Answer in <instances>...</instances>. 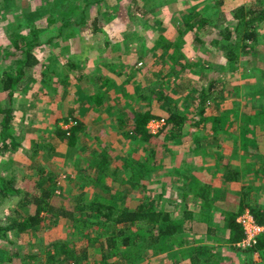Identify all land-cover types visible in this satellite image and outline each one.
<instances>
[{"label":"rangeland","instance_id":"rangeland-1","mask_svg":"<svg viewBox=\"0 0 264 264\" xmlns=\"http://www.w3.org/2000/svg\"><path fill=\"white\" fill-rule=\"evenodd\" d=\"M14 1L15 5H7L0 0V56L8 50L10 42L7 35L13 30L12 27L17 26L19 21L27 22L25 14L44 13L46 6L51 3L54 6L69 2ZM73 2L79 6L75 15L83 7L88 12V24L81 27V37L71 44L69 52L64 51V44L57 40L37 48L39 62L26 69V77L12 93L11 126L20 145L14 148L6 139L0 140V172L12 179L21 191L0 199V221L8 223L11 217L20 215L22 218L35 212V202L24 196L28 192L30 195L40 193L44 187L53 184L57 187L55 185L53 188L52 201L65 207L73 206L77 195L83 191L88 199L94 196L108 197L121 202V206L125 207L158 197V193L162 192L158 197L159 206L163 205L176 215L188 207L194 211V220L186 221L182 233L186 242L183 245H172L163 250L159 248V243H154L139 251L141 239L136 241L131 251L142 254L136 264H190V247L197 244L208 245L216 251L223 264H245L248 260L264 264L263 251L244 250L236 244L228 245L227 227L213 220L210 209L201 210L191 190L196 178L185 174V171H189L187 166L190 158L197 160L200 172L204 170V165L201 166L203 157L208 162L207 168H215L219 181L226 184L219 170H223L221 163L228 161L233 168L245 169L243 177L246 175L244 180L249 192L244 202L264 205V172L254 171L257 175L253 172L264 161V21L255 26L261 40H249L250 44L258 47L248 48L247 52L243 49L236 60H226V49L222 45L235 43L234 38L224 40L223 37L218 43L212 39L219 32L215 26L220 23L230 22L234 26L232 10L239 4L264 6V0H101L100 4L96 0ZM107 5L119 9L118 15L115 14L117 20L106 22L102 31L93 30L92 17L97 9L103 14L107 13ZM191 8L211 16L212 24H206L201 29H186L182 15L191 12ZM161 33L172 41L178 37L184 38L180 45L176 44L173 48L179 51L180 62H186L188 68L183 69V66L175 74L154 79L146 73L143 74L144 82L151 81L162 86L178 109L187 114L188 119L182 133L174 139H163L167 131L160 134L159 141L155 142V155L159 164L152 172L147 171V174L140 170L134 171L133 174L138 172L140 176L135 183L130 169L121 168L119 162L130 159L137 163L146 154L145 146L140 139L127 138L119 131L122 125L118 123V118L123 108L131 112L143 105L134 87L122 81L120 86L116 84L108 88L109 84L104 85V81L108 78L119 83L124 76L126 79L136 77L137 73L140 74V58L148 60L149 54L159 56L158 62H162L168 51L153 49ZM197 34L204 40L202 46L195 40ZM260 42H263L261 47ZM70 60L77 62V66L70 67ZM11 61L10 65L8 61L2 60L0 63L1 107L7 105L8 98L1 75L5 67L13 70L15 64ZM204 88H208L213 96L206 103L208 112L229 111L230 118H225L228 124L226 131L213 130L207 121L195 123L199 95ZM113 90L122 91L118 99L125 98L123 94L127 92L128 102L119 103ZM89 91L103 92L102 104L90 103ZM243 110L256 112V122L261 129L258 145L250 140L244 146L241 144L244 135L239 125ZM68 115H76L74 117L84 123L79 127L77 141L73 145L56 133L57 124L66 129L77 124L76 119L65 121L63 117ZM1 119L0 111V129ZM151 144L147 143V146ZM97 145L107 146L111 153L112 164L104 172L97 163ZM235 145L239 148L234 150ZM114 167H120L116 174L113 173ZM248 168L251 170L247 171ZM214 187L219 185L215 184ZM220 204L225 205V201ZM246 208L250 207H245L242 212ZM72 222V218L64 215L51 220L50 214H47L36 229H10L5 237H0V252H3L0 253V264H46L48 244L57 239L70 240L78 250L88 247V259L83 264H119L121 261L122 264H128L127 255L123 252L101 259L102 244L84 238L82 230L73 226ZM211 227L213 231H210ZM90 229L93 232L97 227L91 226ZM121 246L130 249V246ZM7 253L12 259L6 260ZM217 256L213 261L218 262ZM67 262L59 261L57 264H69Z\"/></svg>","mask_w":264,"mask_h":264},{"label":"trees","instance_id":"trees-1","mask_svg":"<svg viewBox=\"0 0 264 264\" xmlns=\"http://www.w3.org/2000/svg\"><path fill=\"white\" fill-rule=\"evenodd\" d=\"M1 1L7 5H15L14 0ZM94 1L95 0H89V2ZM96 1L100 4L101 0ZM78 8V4L73 2V0H69V2H61L54 6L51 3L49 6H46L44 13L42 11L25 14L27 22L22 23L23 21H19L18 25L13 26V30L7 35L10 45L8 50L0 56V63L2 60L6 62L8 61L7 63L10 65V61L12 60L11 62L14 63L15 66L12 71H10L11 69H8V67L3 68L1 75L2 83L8 92V98L6 99L7 105L3 107L0 106V111L2 113L0 140L6 139L7 142H10L11 147L16 148L20 145L18 136L15 134V130L11 126V120L13 117L11 106L12 93H14L24 77H26V69L39 62L36 53L37 48L57 40L62 41L64 44V51L69 52L70 49H72L71 44L81 37L83 31V28L81 27L88 24L87 10L83 7L79 13L75 15V10ZM107 9V13L104 14L97 9V13L91 20L93 30L102 31L106 22L111 19L117 20L115 14L117 13L118 15L119 9L116 6H108ZM7 10H9V8ZM45 12L48 13L46 14ZM232 15V24L234 26L232 27L230 22L220 23L215 26L219 29V32L212 38L215 43L220 42L223 37L224 40L234 38L235 43H232L229 46L225 43L222 44L226 49L224 51L226 60H236L238 56H240V52H243V49L247 52L248 48L256 46L250 44L249 40H261L257 35L255 26L264 21V6L257 4H239L232 10ZM182 17L186 29L189 30H194V27L201 29L206 24H212L211 22H213L211 16L203 14V12L194 10L193 8H191V12L183 13ZM44 18H46L47 21L44 20ZM183 40V37H178L176 41H172L161 33L155 42V47L153 49L162 52L164 50L168 51L166 54L167 56L164 57L163 61L158 62L159 56L149 54L148 60H142L140 58V74L137 73V76L132 77V79H126L125 76L123 77L122 81L125 82V84L134 87L139 102L143 105L131 110V112H126L124 108H121V114L118 118V123L122 125V128L119 131L127 138L133 137L136 138V140L140 139L145 146L146 154L141 160H138L137 163L130 159H119V163L122 166L121 168H124L125 170L130 169L131 177H133L132 180L135 181V183H137L136 180L137 178H140V176L138 175V172L137 174H133L134 171L140 170L142 173L145 172L147 174V171H149V173L152 172V170L159 164L155 155V142L159 141L160 134L163 133V131H167V134L163 139H174L182 133V129L185 128L187 123V114L182 113L178 109L175 101L167 95V92L163 87L151 81L145 83V76L143 75L148 73L153 76L154 79L175 74V72L183 66H185L183 69L188 68L186 62H180L179 51L176 48H173L176 44L180 45ZM195 40L200 44L204 41L199 34L195 35ZM260 43L261 47L263 42ZM200 46H202V44ZM257 47L258 46L253 48L256 49ZM166 63L168 65H166ZM69 66L75 67L77 66V62L70 60ZM45 75H47V73H45ZM134 75L135 74L132 76ZM104 82V85L109 84L108 88L117 86L108 78L105 79ZM121 86L124 85L122 84ZM112 92L113 94H116L119 103L123 104L124 102H128L129 95L127 96V92L123 94L125 98L121 99L118 98H120L119 92L122 91L113 90ZM89 93H91L89 95L90 103L94 105L102 104L101 98L103 92L89 91ZM212 98L213 96L208 88L202 89L199 95L200 101L197 105L198 108L195 111V123L199 124L207 121L209 124L211 123L210 128L213 130L226 131L228 129V124L225 122V118H230L229 111L221 113L208 112L206 103ZM159 109H163V111H159ZM74 116L68 115L63 118L67 122L76 119V125L66 129L60 124H57L56 129L57 135L66 139L71 145L76 143L78 137L77 132L81 128V125L84 124L83 121ZM160 118H165L164 124L155 132L149 127L148 123L152 119ZM256 119V112L251 113L248 110H243V116L240 122L241 131L255 135L259 130V127L256 126V124L258 125ZM147 143L152 144L149 147L147 146ZM95 148L99 151L97 163L104 172L112 164V161L110 160L111 153L107 146L97 145ZM225 166L226 171H223L224 179L231 180L232 178H235L238 173V171H235L236 168H233L229 163ZM119 168L114 167L113 173L116 174L119 172ZM42 169L43 168H41V170ZM258 170L264 172V161L260 164ZM55 185L56 184L44 187L40 193H32V195H30L31 193L28 192L27 196L24 197L32 199L35 202V212L22 218L19 217L20 215L11 217V220L8 223H2L0 221V237H5L7 232L12 228H18L20 231L29 227L36 229L45 216L50 214L51 220H54L60 215L72 218V225L82 230L84 238L101 243L103 249L101 259L110 257L111 254L117 255L120 252H123L127 255L128 264L131 261L135 263L137 258L141 257L142 254L138 253V251L132 252L131 249L139 239H141V249L139 251L154 243H159V248L164 250L172 245H183L186 242V239L182 235L183 228L186 227V221H193L194 211L185 207L182 209L180 215H176L174 212L166 210L163 205L159 206L158 197L163 194L162 192L158 193V197L149 198L147 200L144 199L134 206L130 205L125 207L121 206V202H117L108 197L94 196L91 199H88L83 191L81 194L77 195L75 199L76 202L73 206L65 207L64 205L56 204L52 201L53 188ZM196 186L197 204H199L200 208H211L213 200L209 196L210 184H207L206 181L202 182L197 179ZM20 191L21 189L13 184L12 179L7 178V175L0 172V199H5L10 195L18 192L20 193ZM249 209H251L256 221L260 224H264V206L260 208L251 207ZM43 212L47 214L45 215ZM238 216L239 214L237 215L235 213L232 215L226 214V227L230 229L227 241L232 242L233 244H236V242L244 236V228L238 221ZM91 226H95L97 229H94L92 232L90 229ZM210 231H213L212 227L210 228ZM74 240L75 239H73V241ZM121 245L125 247L130 246V249L125 247V249H123ZM237 247L240 246L237 245ZM247 249L264 252V231L259 235L258 241L254 245L249 246L244 250ZM0 251L2 250L0 249ZM190 251V264H217L220 262L216 251L211 250L208 245H192ZM46 255V264H57L59 261H68L67 263L69 264H83V261L88 259V247L78 250L75 245L70 243V240L57 239L48 244ZM216 256V261L218 262L213 261ZM8 259H12V256L7 253L6 260ZM119 264H122V261ZM142 264L147 263L144 262ZM170 264L176 263L172 262Z\"/></svg>","mask_w":264,"mask_h":264},{"label":"crops","instance_id":"crops-1","mask_svg":"<svg viewBox=\"0 0 264 264\" xmlns=\"http://www.w3.org/2000/svg\"><path fill=\"white\" fill-rule=\"evenodd\" d=\"M123 80V77H122ZM122 80L120 79L119 83H115L120 85V83L122 82ZM163 111V109H159V111ZM241 125H239L240 127ZM256 126L258 127V125L256 124ZM241 128V127H240ZM261 129L258 130V132L254 135V137H251L252 133H245L242 132V135H244L242 137L241 144L244 146L245 144H247V142L250 140V142H253L255 145H258L260 143V138H261ZM239 147H237L235 145L234 150L237 149ZM219 158V155H218ZM202 163L201 166L204 165V170H201V172L198 170V167L196 165L197 160H195L194 158H190V164L187 166V169L189 171H185V174L187 176L190 177H195L196 181L194 180V184L192 186V194L196 197V183H197V179L201 180L202 182L206 181L207 184H210V191H209V196L210 198L213 200L211 208V215L213 220H217V224L221 225V226H227V219H226V214H239L240 212H242V210L245 207H263L262 206H257V205H251L253 203H249L246 204L244 201V197L246 196V194H248L249 192V187H248V191H247V183L244 180V172L245 169H243V167H239L237 168V170L235 169V171H238L237 175L235 178H232L231 180H226V184L222 183L219 181V177H218V173L216 172V169L213 167H208L207 168V164L208 162H206V158L202 157ZM230 162V161H229ZM228 163L223 161L222 164V169H220V173L222 174V176H224V172L226 171V164ZM197 168V169H195ZM251 169L248 168L247 171H250ZM224 171V172H223ZM258 172L257 170H253V172ZM200 172V173H199ZM254 172L255 175H257ZM199 174V177H198ZM217 184L219 185V187H214V185ZM223 184V187H222ZM224 189V190H223ZM225 201V205L220 204L221 202ZM260 204V203H258ZM214 205V206H213ZM250 205V206H249ZM188 208V207H187ZM204 208H201V210H203ZM204 213V212H203ZM208 215V214H207ZM194 220V219H193ZM204 221V220H203ZM200 223V222H198ZM229 231L230 229L227 227V236H226V241L227 238L229 236ZM230 245H233L232 242L227 241ZM220 264H223L222 262H218ZM217 263V264H218ZM216 264V263H215ZM225 264V263H224ZM234 264V263H231ZM245 264H260V262H256V261H246Z\"/></svg>","mask_w":264,"mask_h":264},{"label":"built area","instance_id":"built-area-1","mask_svg":"<svg viewBox=\"0 0 264 264\" xmlns=\"http://www.w3.org/2000/svg\"><path fill=\"white\" fill-rule=\"evenodd\" d=\"M165 118L150 120V128L153 131H158L164 124ZM238 221L244 228V236L236 242V244L242 248H247L254 245L259 238V235L264 231V224H260L256 221L255 216L249 208H246L238 216Z\"/></svg>","mask_w":264,"mask_h":264}]
</instances>
